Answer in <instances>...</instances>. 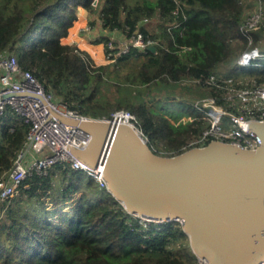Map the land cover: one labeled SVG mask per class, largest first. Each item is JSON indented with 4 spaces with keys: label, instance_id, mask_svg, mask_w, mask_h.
<instances>
[{
    "label": "trees",
    "instance_id": "1",
    "mask_svg": "<svg viewBox=\"0 0 264 264\" xmlns=\"http://www.w3.org/2000/svg\"><path fill=\"white\" fill-rule=\"evenodd\" d=\"M257 2L264 9V0H0V54H15L45 90L82 115L111 118L115 110L128 111L150 148L172 155L209 142L197 141L209 123L201 100L213 97L222 103L229 92L205 82L208 76L232 78L235 86L246 78L264 83V59L238 61L264 45L263 29L248 35L241 28L245 8ZM80 7L92 14L89 25L99 19L108 31L126 36L139 30L151 45L145 51L132 46L113 61L94 64L75 42L62 41ZM149 20L155 21L153 28ZM129 60L139 61L138 67L123 70ZM221 65L227 70L219 71ZM183 80L206 96L178 101L165 95L157 100L161 111L141 96L142 86L170 89ZM112 86L117 94L102 91L111 93ZM174 105L190 118L168 120L163 112ZM28 128L10 110L0 119V175L23 149ZM0 209V264L196 262L178 220H143L128 212L105 182L69 165L55 164L46 174L27 176L16 197Z\"/></svg>",
    "mask_w": 264,
    "mask_h": 264
},
{
    "label": "water",
    "instance_id": "2",
    "mask_svg": "<svg viewBox=\"0 0 264 264\" xmlns=\"http://www.w3.org/2000/svg\"><path fill=\"white\" fill-rule=\"evenodd\" d=\"M242 123L260 136L256 148L213 139L162 155L132 125L81 120L92 137L84 149L69 144V150L102 173L128 212L178 220L196 256L212 264H258L264 259V121Z\"/></svg>",
    "mask_w": 264,
    "mask_h": 264
},
{
    "label": "built area",
    "instance_id": "3",
    "mask_svg": "<svg viewBox=\"0 0 264 264\" xmlns=\"http://www.w3.org/2000/svg\"><path fill=\"white\" fill-rule=\"evenodd\" d=\"M241 28L248 35L252 30L264 31V9L261 3L257 2L255 7L243 13ZM87 29H90L89 25L86 26ZM120 32L114 29L107 34L108 38L104 43V58L107 62L113 61L132 46L145 51L151 45V40L145 39L139 30H134L130 36L125 35L122 41ZM117 39L121 41L118 51L114 50ZM254 59H264V52L257 47L243 53L238 61L247 64ZM194 81L201 82L199 79ZM204 81L226 88L229 94L222 103L216 102L213 97L201 100L207 108L206 118L209 123L197 141L215 139L231 142L242 148H256L261 142L260 136L242 121H264V83L249 79L240 80L239 85L235 86L232 78L220 79L215 74ZM7 110L20 116L29 125L23 149L28 144L29 146L22 158L19 159V156L23 149L10 169L0 175V202L16 197L27 176L33 173L46 174L55 164L84 170L98 181L105 182L100 171L78 159L69 150V144L84 149L92 137L91 132L79 127L81 120L119 121L132 125L140 132L134 122V115L126 110H115L111 118H93L67 107L50 91L45 90L31 71L22 69L17 56L10 52L0 54V119ZM224 115L229 116L230 125L221 124ZM68 120L78 123L73 124ZM195 264L212 263L206 257L196 256ZM258 264H264V259Z\"/></svg>",
    "mask_w": 264,
    "mask_h": 264
},
{
    "label": "rangeland",
    "instance_id": "4",
    "mask_svg": "<svg viewBox=\"0 0 264 264\" xmlns=\"http://www.w3.org/2000/svg\"><path fill=\"white\" fill-rule=\"evenodd\" d=\"M251 1V0H250ZM255 1V0H254ZM256 3H254L252 6H247L244 10L245 11H248L250 9H252L253 7H255ZM81 9V7L79 8V10ZM88 12V11H87ZM80 12L78 11L77 14H79ZM89 13V12H88ZM92 15V14H91ZM93 17V16H92ZM74 20H77L74 19ZM73 20V21H74ZM147 26L149 28H153L154 25H155V21L153 20H149L146 22ZM74 26V24H72L68 30L72 29V27ZM104 28V27H102ZM106 29V28H105ZM90 29H87L86 30V26L83 27L82 31L84 32H87L89 31ZM84 32H82L81 34H84ZM124 33L120 32V39L122 41V37L124 38L125 37V34L123 35ZM118 35V34H117ZM123 35V36H122ZM64 39V37H63ZM118 42V44L120 45L121 44V41H119L118 39L116 40ZM95 42V41H94ZM103 43V46H104V42L101 41ZM97 43H100V42H97ZM105 51V50H104ZM103 51V52H104ZM261 51L264 52V45L263 47L261 48ZM100 54V53H99ZM103 56H104V53H103ZM92 58V57H91ZM94 64H100V63H107V61L105 60V58L103 57L102 60L101 59H98L97 57H93L92 58ZM132 60V59H130ZM129 60V63H126V64H123V70H128V69H136L138 67V63L139 61H130ZM219 68V71H225L227 70L228 66L227 65H221L218 67ZM245 80H249V79H244L243 81ZM190 82H185V81H182L179 85H176L172 88H166L165 86H159V85H153L152 87H145V86H142V94L141 96L143 98H145L146 100H148V103L154 108V109H158L161 111V107L159 104H157V100L159 99H163V96L165 95H172L169 96L170 98H175L176 100L178 101H181V100H184L185 98L188 97H195V96H198L199 97H204L206 96L205 95V92L204 91H201L198 87H196L195 84L193 83H190ZM186 85H189L191 88H188V89H185L184 87ZM112 89L111 93L107 92L106 89L102 88V91L106 92L107 94L109 95H112V94H117L118 92L115 90L114 91V86L110 87ZM150 88V90L148 89ZM150 97H154V101L150 99ZM156 100V101H155ZM9 109V108H8ZM165 114V116H167L168 120L172 121L173 123H177L178 121L180 120H186L187 118L189 119L190 117L188 115H186L184 112H181L180 108L178 105H174V106H170L168 110H164L163 112ZM221 124L224 125H230V122H229V116L227 115H224V117L222 118L221 120ZM60 184V182L55 178L54 180V186L57 187L58 185ZM48 199V198H47ZM3 202H0V208H1V205H2ZM3 214V210L0 209V216ZM141 217V216H140ZM143 220H147V221H155V222H161V221H158V220H152V219H148V218H145V217H141Z\"/></svg>",
    "mask_w": 264,
    "mask_h": 264
},
{
    "label": "crops",
    "instance_id": "5",
    "mask_svg": "<svg viewBox=\"0 0 264 264\" xmlns=\"http://www.w3.org/2000/svg\"><path fill=\"white\" fill-rule=\"evenodd\" d=\"M77 14V20H74L72 24L74 26L72 29L68 30L67 35L62 38L63 42H75L76 45L86 52L93 58L94 56L98 59H101L103 56L104 46L103 43L94 42L96 37L101 35H106L111 31H108L105 28H102L101 22L99 19L95 21L93 25H89V21L92 19V15L88 13L84 8L79 10ZM90 26V30L87 32L82 31L84 26ZM84 32V34H81ZM100 53V54H99Z\"/></svg>",
    "mask_w": 264,
    "mask_h": 264
}]
</instances>
